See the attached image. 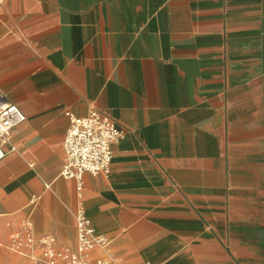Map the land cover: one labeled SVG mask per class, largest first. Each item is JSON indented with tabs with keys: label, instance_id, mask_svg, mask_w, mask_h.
Segmentation results:
<instances>
[{
	"label": "crops",
	"instance_id": "obj_1",
	"mask_svg": "<svg viewBox=\"0 0 264 264\" xmlns=\"http://www.w3.org/2000/svg\"><path fill=\"white\" fill-rule=\"evenodd\" d=\"M0 101L25 116L0 141V264L77 251L64 139L92 108L124 135L83 177L91 264H264V0H0Z\"/></svg>",
	"mask_w": 264,
	"mask_h": 264
},
{
	"label": "built area",
	"instance_id": "obj_2",
	"mask_svg": "<svg viewBox=\"0 0 264 264\" xmlns=\"http://www.w3.org/2000/svg\"><path fill=\"white\" fill-rule=\"evenodd\" d=\"M70 125L64 139L65 161L61 176L78 183L79 201L75 210L77 221L78 249L75 252L58 249L51 236H44L39 243L42 259L37 264H91L87 253L95 245H105L107 239L98 236L89 219L82 200L83 177L108 175L113 159V144L124 135L112 117L92 108L84 117L68 113ZM25 116L18 106L0 101V141L6 143L10 131L23 122ZM0 142V161L5 157V149ZM32 223L25 220L18 233L14 235L16 249L31 244Z\"/></svg>",
	"mask_w": 264,
	"mask_h": 264
},
{
	"label": "rangeland",
	"instance_id": "obj_3",
	"mask_svg": "<svg viewBox=\"0 0 264 264\" xmlns=\"http://www.w3.org/2000/svg\"><path fill=\"white\" fill-rule=\"evenodd\" d=\"M11 247H12V245H11ZM13 248V247H12ZM17 253H19V252H17Z\"/></svg>",
	"mask_w": 264,
	"mask_h": 264
}]
</instances>
